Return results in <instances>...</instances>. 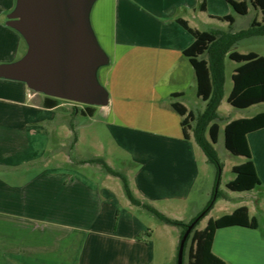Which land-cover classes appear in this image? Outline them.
Listing matches in <instances>:
<instances>
[{
    "label": "crops",
    "instance_id": "0c3cea01",
    "mask_svg": "<svg viewBox=\"0 0 264 264\" xmlns=\"http://www.w3.org/2000/svg\"><path fill=\"white\" fill-rule=\"evenodd\" d=\"M17 2L0 0V64L29 49L8 24ZM230 7L227 0H96L90 22L109 57L103 65L108 102L95 105L104 116L99 132L79 125V116H87L80 104L63 99L47 105L44 92L0 77V264H158L152 228L139 214L149 210L130 200L120 176L90 160L104 159L126 176L137 199L164 214L190 199L201 175V147L193 131L185 137L183 116L172 106L178 101L199 114L186 103L189 90L197 95L185 54L194 36L180 20L209 31L211 21L232 14ZM101 134L127 156L117 157L126 172L110 161ZM85 139L104 154L84 156ZM248 141L261 183L249 195L233 191L243 192L237 197L244 203L211 218L247 206L258 219L264 128L250 132ZM213 251L228 264H264V226L219 228Z\"/></svg>",
    "mask_w": 264,
    "mask_h": 264
},
{
    "label": "trees",
    "instance_id": "16d2710c",
    "mask_svg": "<svg viewBox=\"0 0 264 264\" xmlns=\"http://www.w3.org/2000/svg\"><path fill=\"white\" fill-rule=\"evenodd\" d=\"M227 1L241 15L248 14L251 6L260 9L263 13L262 21L255 18L249 28L238 32H210L192 28L187 21L181 19V24L194 36V41L185 50V54L195 69L197 95L206 101L207 105L202 112L195 114L178 101L172 104L173 108L183 116L182 125L185 137L190 138V131H193L196 142L203 149L209 161L217 166L218 175L221 173L222 164L215 144L218 142L221 130V125L217 120L225 92V60L227 55L240 63L233 73V88L228 97L229 103L238 108H248L264 102V55L254 51L241 53L234 49L238 42L246 37L264 35V0ZM221 19L229 21L231 24L235 23V17L232 14L223 16ZM180 95L174 94L175 97ZM46 97L45 104L47 105H56L60 100H63L49 95ZM95 111V105H85L81 109L84 115L90 116L94 115ZM261 128H264V111L252 117L231 120L225 125L226 148L234 155L247 158L244 163L233 167L236 177L227 184L232 191H250L261 183L248 141V134ZM90 162L100 163L109 173L120 176L127 196L134 204L147 208L165 223L183 227L181 239L183 238L188 226L195 218L186 223L166 216L156 208L137 199L129 187L126 176L113 170L104 159L95 158L91 159ZM218 197L219 191L206 206L204 215L197 221L186 240L184 255L189 245V264H228L213 251L217 230L231 225H243L252 228H257L259 225L258 219L250 216L249 208L242 206L220 218H211L204 229H197V224L213 208Z\"/></svg>",
    "mask_w": 264,
    "mask_h": 264
},
{
    "label": "water",
    "instance_id": "95a60500",
    "mask_svg": "<svg viewBox=\"0 0 264 264\" xmlns=\"http://www.w3.org/2000/svg\"><path fill=\"white\" fill-rule=\"evenodd\" d=\"M96 0H18L8 24L26 39L29 49L18 61L0 64V77L25 81L45 94L86 105H104L109 92L97 69L109 62L90 22ZM200 217L181 239L178 264L186 240Z\"/></svg>",
    "mask_w": 264,
    "mask_h": 264
},
{
    "label": "rangeland",
    "instance_id": "374dc122",
    "mask_svg": "<svg viewBox=\"0 0 264 264\" xmlns=\"http://www.w3.org/2000/svg\"><path fill=\"white\" fill-rule=\"evenodd\" d=\"M231 12L235 16L236 21L234 24H231L229 21L216 19L211 21L207 26L210 32H238L243 29H247L250 27L252 21L258 17L259 20L262 21L263 13L260 9H256L253 6L250 7L249 13L246 15L238 14L232 7ZM102 47V46H101ZM241 53H249L252 51H257L259 53L264 54V35H254L250 37H246L240 40L237 46L234 48ZM25 55V50L22 49L15 58L16 61L23 58ZM14 60V61H15ZM226 64V82H225V92L222 100V104L219 108V119L217 122L221 125V134L219 141L215 144V148L218 152V156L220 158L222 164V170L220 175H218V168L211 161L205 162V152L203 149H200V167H201V175L197 182V186L193 192V195L186 203H178L176 208L168 209L167 211H171L170 214H165L166 216L176 219L181 218V221L190 222L191 217H194L195 220L198 217H202L204 215V209L209 204L212 199L216 197V190L219 191V197L217 199L218 204L215 209L210 210L209 214L205 215L201 221L197 224V229H204L211 217L221 216L227 211L233 209L239 203H244L245 198H238L239 193L243 192H233L228 188L227 184L229 181L235 179L236 173L233 171V167L235 165L244 163L247 158L245 156H238L232 154L225 146V135H224V127L225 125L234 119L242 118V117H251L255 114L264 111V102L255 104L248 108H238L233 106L228 101V97L233 88V73L235 69L240 65L239 62L232 60L228 55L225 60ZM106 70L105 66H100L97 69L96 75L98 81L104 85V72ZM71 102V101H70ZM187 105L190 108H193L196 113H200L203 111L205 106V101L203 99L197 97L194 94L193 90H189L187 95ZM78 105L80 103H77ZM83 108L86 104H80ZM96 112L94 116H79L78 123H81L83 129H97L98 132L101 131V127L104 125L102 121H104V116L101 111L100 106H95ZM104 128V126L102 127ZM101 139L102 144L106 147L108 152L107 155L110 161L114 164L117 169L126 172V168L123 162H119V159L124 161L127 160V156L123 153L118 152V150L114 147L111 148L110 141L108 138H105L102 134L98 137ZM81 152L86 157H91L92 153H103L102 149H94L89 144V141L85 139L83 144H81ZM205 154V155H204ZM208 159V157H207ZM203 160V161H201ZM121 161V160H120ZM120 186L123 187V182L119 181ZM215 185V192L213 191ZM243 195H249L251 192L244 191ZM225 194H230L233 199H228L229 202L224 201L226 196ZM227 199V198H226ZM223 204L227 209L220 208ZM141 219L148 225L151 226L153 231V240L156 243V261L158 264H177V257L180 248L181 242V234L183 231V227L178 225H172L163 222L160 220L154 213L142 210L139 212ZM258 220L261 226H264V203L260 205V208L256 212ZM199 218V219H200ZM183 264H189V245L186 248V252L184 255Z\"/></svg>",
    "mask_w": 264,
    "mask_h": 264
}]
</instances>
